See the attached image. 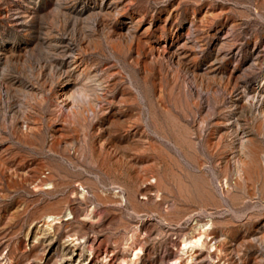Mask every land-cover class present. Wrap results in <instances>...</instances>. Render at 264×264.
Returning a JSON list of instances; mask_svg holds the SVG:
<instances>
[{"label":"rangeland","instance_id":"rangeland-1","mask_svg":"<svg viewBox=\"0 0 264 264\" xmlns=\"http://www.w3.org/2000/svg\"><path fill=\"white\" fill-rule=\"evenodd\" d=\"M259 103L264 0H0V264H264Z\"/></svg>","mask_w":264,"mask_h":264},{"label":"bare ground","instance_id":"bare-ground-1","mask_svg":"<svg viewBox=\"0 0 264 264\" xmlns=\"http://www.w3.org/2000/svg\"><path fill=\"white\" fill-rule=\"evenodd\" d=\"M67 74H65L63 79H61V78L59 79L60 82H62V89L56 95V97H58L60 102L63 103L65 106H67L68 109H70L72 107V104H73V97H74V95H77L78 97H82V98L86 99V101H85L86 104L85 105L87 107H89L90 110L93 111V107L91 105V102L88 100V94L86 93V91L82 87H79V86L78 87H74L73 91H67L66 86L68 85V82L72 81V79H73ZM75 84H77V82H73V86H75ZM252 98H253L252 99V101H253V100L256 99V96L253 95ZM256 102H258V101L256 100ZM255 104H257V103H255ZM85 105L82 104V108H84ZM257 110L264 117V104L263 103H259L258 104ZM77 111L80 114H82V112H83V110L81 108L78 109ZM59 130H60V127H58V126L55 127L54 134L58 133ZM235 160H236V164L233 165V173L235 175V179L236 178L241 179L243 177L244 168H245L246 164H244V162L242 160H240V159H235ZM49 218H50V216H49ZM53 219H55V218H50L49 221H52ZM206 225L207 224H205V225L201 224V225L194 226L193 229H192V232L193 231H195V232L191 236H189L188 238L183 240L181 249L184 250L187 253L189 251H192V249L194 247L200 246V245H207L208 247L216 248V241L215 240L210 244L211 240L216 238L215 236L213 238H210L209 241H207V234H206L207 226ZM262 238H263L262 236L259 237L260 241H261ZM248 240L251 242L250 239H248ZM252 241H253V239H252ZM260 241H259V243H260ZM263 241H264V238H263ZM250 242H248V244H246V248L254 247V244L252 245ZM244 243H245V241H244ZM261 245H262V243H261ZM130 255H132V256L128 257V258H125L126 260H124V262L126 264H151V263H145V262L140 261V260L138 261L137 260V256L138 255H137L136 252H131ZM195 258L197 259V257H195ZM195 258H194V261H196ZM191 264H193V263L191 262Z\"/></svg>","mask_w":264,"mask_h":264}]
</instances>
